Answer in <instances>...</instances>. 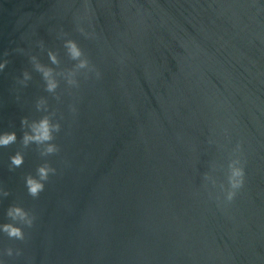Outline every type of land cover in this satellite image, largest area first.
<instances>
[{
  "label": "water",
  "instance_id": "obj_1",
  "mask_svg": "<svg viewBox=\"0 0 264 264\" xmlns=\"http://www.w3.org/2000/svg\"><path fill=\"white\" fill-rule=\"evenodd\" d=\"M33 56L56 70L55 93ZM5 60L0 133L17 141L0 146V224L13 204L35 221L24 240L0 231V261L264 264V0H0ZM41 97L61 126L47 157L21 146ZM235 156L244 187L225 203ZM45 161L56 173L33 198L25 177Z\"/></svg>",
  "mask_w": 264,
  "mask_h": 264
},
{
  "label": "clouds",
  "instance_id": "obj_2",
  "mask_svg": "<svg viewBox=\"0 0 264 264\" xmlns=\"http://www.w3.org/2000/svg\"><path fill=\"white\" fill-rule=\"evenodd\" d=\"M83 31V29H81ZM64 46L67 50L69 57L77 61L74 67L78 70L89 69L91 70L93 66L90 65V61L85 56L83 49L79 46L76 40L67 39L64 42ZM48 56L50 61L54 65L59 64V59L54 52H49ZM34 68L36 71L42 74V78L45 81V88L47 92L55 93L58 88L59 81L57 80L54 73L56 70L53 67L45 65L37 61L36 57L31 58ZM7 64L5 60L0 63V70H3ZM99 76V72H97ZM31 79L28 71L23 73V81L27 82ZM67 83L69 85L76 84L77 82L68 79ZM36 108L38 111H44L46 114L42 115L39 119H34L29 121L28 117H23L21 120V125L23 135L21 138L22 149H27L30 145L35 144L37 150L42 157H47L59 152V146L53 141L55 140V134L60 131L59 122L53 121V116L55 113H49L47 111V101L45 98L41 97L37 103ZM17 141V135L15 131H5L0 133V146L7 147L14 144ZM237 145V149H239ZM24 163V152L22 150L16 151L14 155L10 157V170L20 167ZM245 162L241 160L239 156H235L230 159L227 166V187L223 183L220 184V188L225 192L224 202L231 203L237 192L244 187L245 182ZM56 169L52 167L47 161L40 164L36 168V174H28L25 177V186L27 188L28 194L33 198H36L45 188V183L49 180L50 175L55 174ZM206 179H212L213 185L216 184V180L205 174ZM4 196H8L9 192L4 191ZM6 215L10 222L0 224V231L7 234L9 238L24 240L25 232L24 228H31L35 221V216L29 210H26L23 206L18 204L10 205L6 211ZM6 254L11 256L13 254V249H6ZM21 251L16 250V255H20ZM0 264H4L0 261Z\"/></svg>",
  "mask_w": 264,
  "mask_h": 264
}]
</instances>
